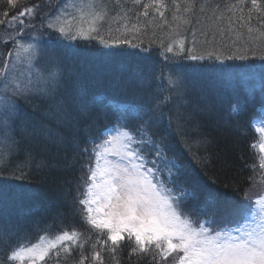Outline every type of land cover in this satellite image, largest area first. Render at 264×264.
<instances>
[{
  "label": "trees",
  "instance_id": "trees-1",
  "mask_svg": "<svg viewBox=\"0 0 264 264\" xmlns=\"http://www.w3.org/2000/svg\"><path fill=\"white\" fill-rule=\"evenodd\" d=\"M44 1L17 0V7L13 8L7 0H0V19L5 18L3 16L5 11L9 13L10 18L12 13L21 8L25 6L35 8L34 6L41 5ZM102 1L106 6V17L100 36L108 40L109 44L115 41L117 44L131 45L141 52L151 51L152 55L159 54L155 53L158 51L170 54L166 49L171 45L177 57L185 62L182 63L183 68L194 73V76L186 79L182 102L189 103L196 98V94H201L199 76L206 73L203 68L209 63H214L217 67L231 64L254 68V74H249L251 89L244 91L241 97H228L227 93L212 91L205 97L216 94L220 102L224 103V107L218 109L217 105L212 107L209 105L210 99L209 104L205 101L202 111L183 107L179 111L187 119L182 121L180 126H177V108L181 101L177 100L169 86L165 89L161 86L160 76L163 80V75L167 77L169 71L161 73L159 67L155 68L152 75L154 77L144 91L141 89L133 91L139 93L142 91L141 95H132L126 99L109 97L104 101L123 103L128 111H132L136 103L149 101L150 97L154 98L153 103H160L158 114L162 115L163 119L154 125L149 133L152 140L162 149L161 157L156 160L160 179L165 181L168 188L173 189L168 176L176 169L170 165L166 166L164 161L178 159L182 169L176 185H184L189 190H195L198 196V199L192 200L188 207L205 202L206 198L201 196L202 189L209 194L218 195L230 205L236 200L241 201V194L250 189L253 166L259 168L261 162L256 146L258 134L253 127V121L262 117L264 111V90L259 88L261 71L257 68L259 63L264 66V11L252 9L251 0H243V3L241 0H140L139 4H136L135 0ZM161 4L163 7L160 11L163 12V16L156 11ZM257 4L264 10V0H257ZM147 5L151 7L147 8L148 16H145ZM241 15L245 17L246 22L239 19ZM249 16L251 19H248ZM249 28L252 29L251 32ZM5 29V25H0V50L4 48L1 39ZM97 38L100 39L95 37V41H98ZM181 39L185 42L183 52H180L178 47V41ZM122 40L129 43H119ZM210 53L214 55L210 56ZM192 55L202 59L196 61L188 59ZM229 56L233 58L229 60ZM240 56H244L245 59H239ZM187 63H191L192 66H188ZM236 67L238 66L233 68ZM213 77L216 84L229 86L234 81L229 72L225 78ZM240 77L243 80V73H240ZM86 81L90 85L88 76ZM89 87L92 91L86 95L91 101L92 97L97 95L98 88ZM160 97H170V100L161 102ZM33 102L37 107L19 101L21 117L13 125L14 137L19 141L18 151L13 149L10 155L13 158L9 161L7 159L0 167V188L6 185V191L0 196V200H6V212H0V264H9L7 256L17 246H31L49 236L45 242L48 244L63 231L69 233L76 231L78 238L75 244L65 242L69 249L68 253L63 251L64 245L57 246L59 255L57 249H51L49 252L51 263L158 264L157 258L155 260L148 258L153 256L151 254L130 256L131 244L127 239L120 248L112 252L108 245L103 244L106 236L98 234L82 222L84 213L79 201L85 198L88 185L83 189V195L81 185L78 190L75 186L79 177L77 170L86 169L84 162L91 149L89 141L98 137L97 140L100 142L106 129L123 128V125L116 124L109 109L101 110L100 107L90 104V118L81 117L73 122L75 125L73 126L57 113L52 102L39 98H33ZM233 107L236 108L235 112ZM125 123L134 128L140 121ZM22 124L28 128V132H31L33 125L47 126L51 130L49 134L51 140H57L62 136L64 142L58 145L45 140L43 132L38 138L32 137L21 132ZM133 135L137 134L133 132ZM74 138L78 145H74ZM204 138L209 141L207 146L201 142ZM171 143L174 145H170ZM43 145H47V151L42 150ZM81 148H90L87 156L80 151ZM27 151H31L36 159L32 161L30 168L24 169L26 172L24 178L17 179L16 176L19 175L17 166L25 162ZM205 154L210 161L207 165L201 163V158ZM143 155L152 160L154 148L145 145ZM73 158L75 163L71 167H62ZM40 159L46 160L49 166L37 167L36 160ZM260 181L258 187H255L248 197L258 194L264 178H260ZM173 191L177 193L174 189ZM215 207L224 209L222 203H217ZM79 216L81 219L78 227L75 225V219ZM94 252L100 253V260L93 259ZM173 258L163 264H175Z\"/></svg>",
  "mask_w": 264,
  "mask_h": 264
},
{
  "label": "snow or ice",
  "instance_id": "snow-or-ice-1",
  "mask_svg": "<svg viewBox=\"0 0 264 264\" xmlns=\"http://www.w3.org/2000/svg\"><path fill=\"white\" fill-rule=\"evenodd\" d=\"M7 2L13 8L17 7V0H7ZM135 3L139 4L140 0H135ZM251 3L252 9L264 11L257 4V0H251ZM88 7L90 9L88 12L81 11L75 26L68 21L55 28L53 24L41 25V27L55 30L59 34L58 39L61 40L74 41L77 38L89 39L95 36L110 48L118 46L117 42L113 41L109 44L108 40L100 36L106 17L103 6L100 11L91 5ZM148 7L151 5L145 6V16H148ZM161 7L162 4L156 11L163 16ZM33 14L34 8L27 6L12 13L10 18H8L9 13L5 11L3 13L5 18L0 19V25H5L20 35L26 28L35 27L29 19ZM76 19V17L72 18V20ZM239 19L245 21L243 15ZM248 19L251 17L249 16ZM248 30L252 31L251 28ZM9 38H12V32H9ZM119 43H129V41L122 40ZM48 46L49 42L43 36H29L27 40L16 39L14 62L11 67L7 62L0 66V143L9 150L7 153H0V159H4L6 155L10 156L13 149L18 151L19 141L14 137L13 125L21 114L19 104L21 100L34 108L37 105L34 104L33 98L50 101L57 113L61 114L69 124H73L81 117L89 119L90 104L100 107L101 110L109 109L116 124L123 125V128L113 127L105 130L102 139L103 135L107 138L103 139L102 151L98 140L89 141L92 145L90 162L84 165L89 172V183L85 198L79 201L83 206L82 222L98 234L106 236L103 244L108 245L109 249L115 252L127 238L128 243L131 244L130 256L148 254L154 246L160 259L167 260L176 253L173 258L175 264H264V197L254 202L245 197L240 205L233 206L218 195L209 194L203 204H193L188 207L189 202L198 199V196L195 190H189L184 185H176L182 169L178 159L165 160L164 163L176 169L168 176V180L179 188V193H174L172 188L165 187L160 179L156 160L161 157L162 149L149 134L153 126L163 119L162 115L158 114L160 103H153L154 98L150 97L149 101L136 103L134 109L128 111L123 103L115 101L104 103L103 94L93 96L90 101L83 84L84 70L66 68L59 63L54 65L41 63L42 54L47 51ZM178 47L180 52L184 51L183 39L178 41ZM166 51L173 52V47L169 45ZM7 55L12 58L13 53L10 51ZM212 55L214 54L210 53V56ZM232 58V56L228 57L229 60ZM188 59L196 61L202 57L192 55ZM239 59L243 60L245 57L240 56ZM18 67L23 69L19 73ZM189 76H194V73L186 68H180L167 77V84L174 91L178 101L182 102L184 99L186 77ZM92 82L95 87L105 86L104 81L99 78ZM160 100L167 102L170 97H160ZM233 111H236L235 107ZM186 119L177 108V126ZM128 121H140V123L130 128L125 123ZM20 130L37 138L43 132L45 140L58 145L64 142L62 136L57 140H51L49 135L51 130L47 126L33 125L31 132H28V128L22 124ZM259 131L264 137V128ZM133 132L137 135H133ZM201 142L205 146L209 143L206 138ZM73 143L78 145L75 138ZM145 145L154 148L152 160H148L143 155ZM42 150L47 151V145H43ZM80 151L88 153L89 149L81 148ZM259 151L264 155V140L259 144ZM35 159L31 151L26 152L25 162L17 166L19 172L17 179L24 178L26 175L24 169L30 168ZM209 162L205 154L201 158V163L207 165ZM74 163L75 158L62 167H71ZM36 165L49 166L43 159L36 160ZM259 168L264 170V161L259 163ZM5 191L6 185L0 188V196ZM217 203H222L224 208L219 219L215 207ZM0 205H3L0 207V212H6V200H0ZM77 238L76 231L71 233L63 231L56 237L55 243L47 247H41L38 243L27 247L17 246L8 254L7 260L9 264L22 262L26 257L29 260L43 261L51 249H57L59 255L58 245H64L63 251L68 253L69 249L65 242L75 244ZM148 258L155 260L156 257ZM93 259L100 260V253L94 252Z\"/></svg>",
  "mask_w": 264,
  "mask_h": 264
},
{
  "label": "rangeland",
  "instance_id": "rangeland-1",
  "mask_svg": "<svg viewBox=\"0 0 264 264\" xmlns=\"http://www.w3.org/2000/svg\"><path fill=\"white\" fill-rule=\"evenodd\" d=\"M102 2V0H45L43 4L38 5V7L34 8L33 16L29 17V19L32 20V23L35 26L34 28H26L22 34L17 35L16 32H13L12 29L6 26L1 41L4 47L3 51L5 50V52L7 53L11 51L13 53L12 58H9L6 54V58L9 61V67H11V64L14 62L15 57L14 40L21 38L27 40L29 36H43V38L47 42H49V46L47 48V51L42 54V64L54 65L59 63L66 68H76L78 70H84L85 78L83 80V84L86 89V94L87 92L92 91L91 87H89L93 86L92 81L96 78H99L104 81L105 86L97 87L98 90L96 91V94H103L105 98L110 97L112 99H126L127 97L129 98L132 95H141V90L144 91L145 88L149 86L151 78L154 77L152 75L153 73H155L154 70L156 67L160 68L161 73L169 71L168 75L171 72L183 68L182 63L185 62L181 61L179 57H177V54L175 52H171L170 54H163L158 51L155 53L159 54L152 55L151 51L141 52L137 49L132 48L133 46H128L126 44H117L118 46L110 48L102 44L100 39L98 38V41H95V37L89 39L77 38L74 41L61 40L58 39L59 34L55 30H49L47 27H41V25L46 26L48 24H53L55 28L59 27V25L61 24H65L68 21H71L73 26H75L80 17L81 11L88 12L90 10L88 7L89 5L95 8L97 11H100L101 6H103V10L105 12L106 6L102 4ZM73 17H76L77 19L72 20ZM9 32H12L11 39L9 38ZM187 64L188 66H192L191 63ZM208 65H214V63H209ZM219 68L223 67L221 66ZM22 70V68L18 67L17 72L19 73ZM160 72L159 74L161 75ZM87 76L90 80V85L87 84ZM167 77H165L164 74L163 80L162 76H160L159 78L161 86H163L164 89L168 87ZM173 78L175 79V76H173ZM186 79L188 80V77H186ZM87 87H89L90 89ZM127 87L129 89H127ZM138 89H141L140 93L133 92L134 90ZM185 105L186 104L184 102H181L179 108H183L185 107ZM194 111H196V109ZM261 128H264V123H260V129ZM97 139L98 137L96 138V140ZM174 143H171L170 145H174ZM5 148L6 146L0 143V153H3ZM90 148H92V145H90ZM85 154L87 156V153ZM90 156L91 149L87 159L85 158V164H88L90 162ZM1 161L2 159H0V164H2ZM251 172L253 179L249 187L250 189L245 190L241 194V201L236 200L239 204H236L234 206L240 205L244 201L245 197H247L248 199V196L256 189L255 187H258V184H260V178H264V172L262 170L260 171L258 166H253ZM164 185L165 187H168L167 184L164 183ZM78 188L79 187H75V189L77 190ZM202 192V195H200L204 198L209 195V193L205 189H202ZM190 203L191 201L189 202V204ZM217 207L219 208V205ZM218 208L217 218L219 219L221 218L224 209ZM195 218L196 217H193V219ZM48 237L49 236L39 240L38 244L41 247H47L49 244L55 243L56 238H54L53 242L45 244V242L48 240ZM148 254L157 256L156 258L159 260L158 264H163L171 260L176 253H173L172 256H169L167 260L160 259L158 251L155 250L153 246ZM49 259L50 255L45 257L43 261H40L39 259L29 260L26 257L24 261L14 262V264H64L51 263Z\"/></svg>",
  "mask_w": 264,
  "mask_h": 264
},
{
  "label": "bare ground",
  "instance_id": "bare-ground-1",
  "mask_svg": "<svg viewBox=\"0 0 264 264\" xmlns=\"http://www.w3.org/2000/svg\"><path fill=\"white\" fill-rule=\"evenodd\" d=\"M3 33L4 32H2V34ZM6 56L7 55H6L5 50L3 51V49H1L0 50V66H2L3 63H5V62L9 63ZM235 66H238V67L233 68ZM257 68L260 69V71H261V79H260L261 84H260L259 88L264 90V66L259 63L257 65ZM203 69L206 73H202L199 76V86H200L199 91L201 92V94H196L198 97L196 96V98L191 100L189 103L184 102L186 104L185 108L198 109V110L202 111L203 104L206 102L208 103L209 99H210L211 103L210 104L208 103V104L212 105V107H216V105H217L216 109L223 108L224 103L220 102V98L218 99L216 94H214V96H212V95H210L208 97H205V96L207 94H210V92H212V91L219 90L220 93H227L226 95L228 97H241L243 95L244 91H247L249 88L251 89L252 83L250 82L249 74L253 75L254 71H255L254 68L249 69V66L244 67L241 65H231V64L226 65L223 68H219L216 65H207ZM228 72L231 73V76L233 77L234 81L232 82V84H229V86L227 84L226 85L225 84H216V80L213 76L225 78V76ZM240 73H243V80L240 77ZM191 96H195V95H191ZM212 109H215V108H212ZM179 110L181 111L182 108L180 107ZM215 114H216V112H215ZM103 134H105V133H103ZM103 136L106 137V135H103ZM8 151L9 150L7 148H5L3 153H7ZM12 158H13L12 156L9 157L6 155L5 158L2 159L1 163L3 164L4 162L7 161V159L9 161ZM2 164H0V167L2 166ZM77 175L79 177H78L77 185L75 187H79V185H81L80 190L82 192L83 189L88 185L89 172H88L87 168H86V170L85 169L81 170V168H79L77 170ZM173 189L177 193H179V189L177 187L173 186ZM82 195H83V192H82ZM236 204H239V203L237 201L231 203V205H233V206ZM82 216H84V214ZM80 219H81V216L76 217V219H75L76 220L75 225L78 227L80 225Z\"/></svg>",
  "mask_w": 264,
  "mask_h": 264
}]
</instances>
